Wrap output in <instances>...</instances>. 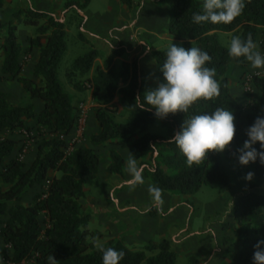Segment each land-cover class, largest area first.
<instances>
[{"label":"trees","instance_id":"16d2710c","mask_svg":"<svg viewBox=\"0 0 264 264\" xmlns=\"http://www.w3.org/2000/svg\"><path fill=\"white\" fill-rule=\"evenodd\" d=\"M117 1L127 8L132 4V0ZM88 2L67 0L63 3V9L82 10ZM158 3L167 7V35L179 41L182 47L188 49L194 45L211 57L205 66L215 69V79L220 85L219 96L212 100H198L187 113L177 112L164 119L157 118L155 109L141 108V105L144 108L149 106L144 101L136 61L121 63L120 70L110 65L112 59L121 57L125 52L118 44L110 50L103 68H96L87 80L91 90L90 99L95 108L94 118L99 127V132L90 136L89 140L93 145L110 142L120 148L128 144L132 152L146 154L150 164L144 166L143 176L148 178L152 186L162 189V193L190 196L201 186L228 192L230 181L220 152H210L203 163L189 167L186 158L169 140L180 131L184 120L198 114H211L216 108L232 111L234 122L241 118V109L227 90L225 69L228 64H235L242 69L249 62L244 57H231L228 48L234 36L246 40L251 35L253 42L258 35L264 38V29L258 31L259 27H264V0H244L242 14L229 24L194 23L193 14L202 12L203 0H158ZM2 5L3 0H0V9ZM11 17L16 22L35 27L30 46H41L39 38L47 33L33 66L32 75L37 79L36 83L19 77L20 48L14 34L15 25L11 20L0 22V73L16 79L31 99H38L42 103V108L35 114L31 105L13 106L8 102L7 95L0 92V133L4 130H27L24 121L34 119L52 137L37 142L35 157L26 170H23V164L18 159L5 162L14 141L0 137V181L7 185L5 189L0 188V215L7 216L4 222H0V239L3 242L0 264H19L28 259L32 260V264H52L51 257L56 260V264H102V252L92 243L86 227L88 216L80 212L79 205L83 186L90 184L97 173V157L91 149L86 148L64 153V143L59 138L73 127L75 118V108L71 106L69 96L62 90L56 76L57 64L65 49L63 24L48 13L31 9L17 10ZM40 21L42 24L39 25ZM217 33L230 34L227 47L220 44ZM78 37L81 39L80 34ZM96 56V52L91 49L72 62L66 76L75 91L81 92L85 88L71 82L70 78L86 77ZM150 58L155 66V78L164 81L161 68L166 59V50H154ZM119 80L124 83L121 88L117 87ZM251 84L259 94L257 107L243 118L246 131L235 126V137L230 143L237 164V150L248 139L247 129L257 117H264V75L252 76ZM115 95L118 96L121 110L128 115L124 122H115L114 110H110ZM138 96L140 98L136 100ZM246 98L250 99L249 94H246ZM156 119L165 127L164 137L145 132L147 126ZM253 147L258 152L264 151L259 142ZM108 156L109 164L105 173L121 175V158L112 150ZM239 166L246 175L252 172L253 177L250 181L245 179L241 194L232 205V223L222 224L221 229L229 230L232 235V239L223 240V243L228 242L229 247L234 248L229 264H253L254 245L264 240V196L254 192L264 187V164L257 158L255 162ZM48 171H56L60 175L48 180L45 192L35 194L28 206L14 205L28 188L45 181ZM39 214H43L49 224L42 236L37 221ZM147 214L154 216L155 210L150 208ZM102 246L124 253L119 264H174L175 260L165 239L143 247L145 252L152 253L148 257L142 251L128 249L120 240H111ZM196 263L193 257H188L187 264Z\"/></svg>","mask_w":264,"mask_h":264},{"label":"crops","instance_id":"0c3cea01","mask_svg":"<svg viewBox=\"0 0 264 264\" xmlns=\"http://www.w3.org/2000/svg\"><path fill=\"white\" fill-rule=\"evenodd\" d=\"M65 1L67 0H33L32 2L31 0H9L10 4L2 5L0 9V22L5 23L7 20H11L15 25L14 34L16 37V42L20 48L18 61L21 64V69L19 72V77L31 79L38 83L37 79L33 77L32 71L33 66L38 59L41 46H43L45 42L47 33L40 36L39 38V43L41 46H30L29 41L34 36L35 27H33V31L31 32L22 29L19 30L17 27L19 22H16L15 19L11 17V15L20 9L44 11L52 17H55L57 14H59V16H63L61 23L63 24L64 32H66V28L64 26V17L68 11L63 9V3ZM90 1L91 0H89L86 7L82 10H74L82 18L80 30L83 33V36L87 38H94L96 40V42L93 44L94 47L103 49L105 51L106 58L109 56L110 50L115 48V46L118 44L124 48L127 54L134 47L133 45L135 42H137L139 45L138 49L143 47L146 48L143 52L132 54L135 56L139 55L137 62L138 78L141 83V87L145 92V88L148 83L158 81L154 75L155 66L149 56L150 53L155 49L148 47L147 42H149V40L169 42L171 39L166 33L167 7L159 4L158 0H139V3H137L136 0H132V4L128 9L123 5L122 8L119 6L115 7V9H117L116 12L120 13L121 11V15L116 17L115 23L112 27H106L104 31L94 28L96 29V31H94L93 27H95V24H93L91 20L96 13L88 10V7L91 3ZM42 3H44L46 7H43ZM60 3H62V5ZM263 29L264 27H259L258 31ZM223 35H226L225 37H227V35L230 34L217 33L218 39L223 38ZM106 39L110 40L108 41ZM262 40L263 38L258 35L254 42L257 45L256 50L260 51V53H262V51L259 45L261 44ZM148 56L151 60H149ZM120 59L121 57L112 59L110 65H113L115 61H120ZM121 61L128 63L127 60L121 59ZM103 63L104 60L102 57H98L97 55L93 60L89 70V79L92 77L96 68H103ZM255 69L257 68H253L250 62L245 68L242 69L235 64H228L225 69L228 93L241 109V118L237 122L241 123L240 129L242 131H246V126L243 119L244 116L252 113L256 109L258 103L259 94L252 86L251 77L249 76V74L255 71ZM243 77L249 78L248 94L250 99L246 98V94L243 92L241 87V79ZM70 88L72 87L70 86ZM143 91L142 93L144 94ZM0 92L7 95L8 102L13 106L24 107L26 105H31L32 111L35 114H38L42 108V103L38 99H31L29 95L23 91L16 79H11L7 75H2L1 73ZM75 92L78 94V96H83V94L86 93L85 97H79L75 103V106L76 104L77 106L82 104L84 107L85 127L80 136H77L74 129L71 128L68 133L59 137L64 143L63 151L70 152L78 148L91 149L97 157V173L95 175V179L100 177L103 179V181H110L109 184L103 188L104 199L101 201L94 200L93 198L89 197L90 184L83 186V197L79 200L80 212L87 214L88 216L86 227L91 235V238L94 240V244L103 245L111 240H120L126 247L134 249L137 246H145V244L147 245L148 237L152 234H157L159 241L162 239L168 241L171 251L173 249L185 246L187 256L193 257L197 262L196 264H229L234 251L226 253L225 251L229 243H223V240L232 239V235L229 230H222L221 225L225 223H232V205L238 196L234 200L228 201L226 195L230 192H226L224 193L225 197L218 199L217 202H213L211 206L208 205L206 216L207 221L209 220L208 217L212 215L213 210H222L223 208L227 207L228 211L226 212L225 218L222 220L221 225L210 224V222H208L206 223V229L200 230L199 233L191 232L188 234L187 228H183L184 221L186 219L187 213L189 212L185 203V197H187L185 195H170L163 193L164 195L162 194L161 201L159 202H152L155 199L153 197L151 204L157 207L156 214L153 217H150L145 213L147 210L146 206L141 208L140 213L131 211L133 209L128 206L127 201V196L130 195V193L129 191L125 190L126 188L124 186H119L121 184H129V181L132 179L131 175L126 170L128 167L127 161L130 158H134L136 160L137 167L143 171L144 166L150 164L148 156L143 153L132 152L128 144L122 148L110 142L97 145L91 144L89 140L90 136L96 135L99 132L98 124L94 118V104L90 99L91 90L86 89L82 92ZM117 101L118 96L115 95L113 97V101H111V105H115L117 107L116 110L118 115H125ZM75 114L76 110L74 111V115ZM115 117L117 118L116 115ZM237 122H235V125ZM24 125L27 130H4L0 133V137L14 141L11 153L5 162L10 159H18V161L23 164V170H26L31 165L35 157L37 142L42 138H50L52 135L49 134L45 128L37 125L34 119L25 120ZM42 131L46 132V135L43 137L39 133L36 134L37 132ZM37 135H39V137H37ZM163 136H165V134ZM227 149L230 157L233 158L232 146L229 145ZM110 150L114 151L122 160L121 175H108L105 173V168L109 164L108 155ZM220 153L222 155V163L224 167H226L223 152ZM236 165L239 164L236 163ZM59 175V172L48 171L46 174V180L40 185H34L28 188L20 195L19 200L15 202L14 205H30L31 199L35 194L45 192L48 180L52 177H58ZM142 177L143 183H140L139 187H141V189L138 187V190L143 191L144 189L146 191L147 189L149 192V186L151 183L147 177L143 176V173ZM245 177V174H243V179L240 181V183L238 180H235V183L237 185L243 184ZM115 184H117V191L115 194H111V189ZM6 187L7 185L1 183L0 181V188L5 189ZM233 189V186H231L230 191ZM137 192L141 191H136L135 193ZM254 192L257 193L256 191ZM124 206H126V208ZM160 212L163 214L162 216L159 215ZM6 218V215H0V222H4ZM41 219H44L45 221L44 228H48L49 224L43 214H39L37 216L39 225ZM91 222L93 226L89 229V223ZM95 224H101L102 227L96 228L94 226ZM41 230H43V228ZM2 246L3 242L0 239V247ZM215 246L220 248L219 252H216V249H214ZM19 264H32V260H24Z\"/></svg>","mask_w":264,"mask_h":264},{"label":"clouds","instance_id":"9594fccd","mask_svg":"<svg viewBox=\"0 0 264 264\" xmlns=\"http://www.w3.org/2000/svg\"><path fill=\"white\" fill-rule=\"evenodd\" d=\"M244 0H203L201 13L193 14L194 23L211 22L213 24H229L242 14ZM257 45L251 35L246 40L239 36L231 39L228 53L231 57H244L253 68H264V56L256 50ZM211 57L198 47L188 49L173 43L166 50V59L162 65L164 83L158 84L154 90L146 91L144 101L149 106L142 109H155V116L166 118L177 112L187 113L198 100H212L219 96L220 85L215 79V69L206 67ZM140 96L137 97L138 100ZM235 117L232 111L216 108L215 111L198 114L184 120L177 133L169 140L174 143L186 158L189 167L203 163L210 152H223L235 137ZM248 139L244 141L238 152L240 165H248L257 158L264 164V151L258 152L253 145L259 142L264 149V117H257L252 126L247 129ZM127 171L132 179L129 184L143 183L142 170L137 167L136 160L127 161ZM253 173H247L245 179L251 180ZM149 192L156 201H161L162 189L149 186ZM264 240L254 245L253 264H264ZM102 252V264H119L124 253L114 248H104L96 245ZM52 264L56 260L51 257Z\"/></svg>","mask_w":264,"mask_h":264},{"label":"rangeland","instance_id":"374dc122","mask_svg":"<svg viewBox=\"0 0 264 264\" xmlns=\"http://www.w3.org/2000/svg\"><path fill=\"white\" fill-rule=\"evenodd\" d=\"M32 1L33 0H31V2ZM90 2L91 3H90V6L88 7V10H90L91 12H95L97 14V16L95 14L91 20L92 23L95 24L94 25L95 27H93V29L97 28L100 31H104V29L106 27H112L113 24L115 23L116 17L121 15V11L119 13V12H116L117 9H115V7H118V6L122 8V5L119 2H117V0H91ZM136 2L139 3V0H136ZM62 3H60V4L62 5ZM3 4L8 5V4H10V2H9V0H4ZM57 5H58V3H57ZM42 6L46 7V5L44 3H42ZM20 10H23V9H20ZM41 12H44V11H41ZM54 18L57 20H60L59 22H61L63 20V16H59V14H57V16H55ZM81 21H82V18L74 10H69L67 12V14L65 15V17H64V26L66 28L65 38H64L65 49H64L63 54L60 57V60L57 64V68H56L57 80H58L62 90L66 94H68L69 99H70V103L72 106H74L73 108H75V110H76V106H77V104L75 106L76 101L79 99V97L80 98L85 97L86 93H84L83 96H78V94L72 88H70L71 84H70L69 80L67 79L66 73L70 69L72 62L77 57L82 56L83 54H85L87 51H89L91 49L96 52V55H98V57H102L103 60H105V58H106L105 51L103 49L94 47L93 44H94V42H96V40L94 38H91V37L87 38V37L83 36V33L80 30ZM38 24L40 25V24H42V22L40 21V22H38ZM17 25H18L17 27L19 30L22 29V30L30 31V32L33 31V26L25 25L22 22H19ZM94 31H96V29H94ZM79 34L81 35V39L78 37ZM223 36H224L223 38H220L218 40H219L221 45H223L224 47H227L229 45V35H227V37H225L226 35H223ZM106 40L109 41L110 39H106ZM172 43L176 46H181L179 41H175L173 39H170L169 42H163L160 40H157V41H154V40L150 41L149 40V42H147V45L151 49L167 50L169 45ZM133 46L134 47L129 51L128 54L125 51L121 55V59L127 60L128 63L121 61V59H120V61H115L113 63L114 68L116 70L121 69V66H120L121 63L130 64L132 60H135L137 63L139 55L135 56L132 54H136L137 52H143L146 49L144 47L138 49L139 45L137 44V42H135V44ZM259 46H260V49L262 51L261 55L264 56V38H263V40ZM115 47H117V45ZM149 56H148V58H149ZM149 60H151V59L149 58ZM254 75L263 76L264 75V68L255 69V71H253L251 74H249L250 77H252ZM88 76H89V71H88L86 77L79 78L77 76H73L70 79H71V82H76V83L80 84L86 90V89H89L88 88L89 82L87 81L89 79ZM160 83H164V81H157V82L155 81V82L148 83L146 85L145 92L148 90H154L158 86V84H160ZM123 86H124L123 81L119 80L117 87L121 88ZM241 87L243 89V92L245 94H248V91L244 89L242 84H241ZM141 89L143 91L142 87H141ZM116 108L117 107L115 105H111V107H110V110H114V113L117 116V118L114 116V121L115 122H124L125 120H127L128 115L127 114L118 115ZM235 126L240 128L241 123L237 122ZM146 132L148 134L158 135V136L159 135L163 136L164 134L166 135L165 127L161 125V123L158 119L154 120L150 125L147 126ZM38 133L42 137L44 135H46L45 131L37 132L36 134H38ZM37 137H39V135H37ZM223 156L225 159V166H226L225 170H226L227 176H228L229 181H230V190H231V186H233V188H234L232 191L229 190L228 192H230V193L226 195L228 201H231V200H234L237 196H239L241 194L240 189H241L242 184L237 185L235 183V180L236 181L238 180V182L240 183V181L243 179V174H245V171L242 170L239 165H236V162L234 161V159L230 157V154H229L227 148L223 151ZM245 176H246V174H245ZM109 182L110 181H103V179L100 177H98L96 179L94 178L93 181L89 185V197L93 198L94 200H98V201L99 200L101 201L102 199H104V189L103 188L107 184H109ZM122 186H124L126 188L125 190L129 191V193H130V195L127 196L128 197L127 201H128V206H130L133 209L131 211H134L136 213H140L141 208L146 206L147 210H149L150 208L154 209L155 214H156L157 207L153 206L151 203L154 201L155 202H157V201L154 199L151 202L153 195L150 194L147 189H146V191L144 189H143V191L138 190L139 188L141 189V187H139L140 183H136L134 186H132L130 184H125V185L121 184L119 187H122ZM116 191H117V184H115L114 187H112L110 193L115 194ZM136 191H141V192L135 193ZM254 191H256L258 194H261L264 196V187H261L259 189H255ZM224 193H226V192H220L216 189H212V188H209L207 186H201L193 195L185 197V200H186L185 203H186V206H187L189 212L187 213L186 219H185L184 224H183V228H185V229L187 228L188 234H190L191 232L199 233L200 230H205L206 229V223H208V222H210V224L221 225V222H222V220H224L226 212L228 211L227 207L223 208L222 210H219V209L213 210L212 215H210V217H208V219H209L208 221H207L206 216H207V206L208 205L211 206L213 204V202H217L218 199L225 197ZM124 207L126 208V206H124ZM147 210L145 211L146 214H147ZM263 212H264V205H263ZM159 215L162 216L163 214L160 212ZM150 217H153V216H150ZM44 226H45V221H44V219H41L40 227H41V229L43 228V230H41V236H42L43 231L45 229ZM92 226H93L92 222L89 223V229L92 228ZM94 226L96 228L102 227L101 224H95ZM91 240H92V243L94 244V240L92 238H91ZM158 241H159L158 235L152 234L148 237L147 244L148 243L156 244V243H158ZM94 245L96 246V244H94ZM143 247L144 246L141 245V246H137L134 249H131L128 247L127 248L132 250V251H142V252H144L145 257L152 255V253L145 252ZM214 249H216V252H219L220 248H218V246H215ZM172 251L175 255L174 264H187L188 256H187L186 251H185V246L173 249ZM231 251H234V248H230L228 245L225 252L229 253Z\"/></svg>","mask_w":264,"mask_h":264},{"label":"built area","instance_id":"2783aa9c","mask_svg":"<svg viewBox=\"0 0 264 264\" xmlns=\"http://www.w3.org/2000/svg\"><path fill=\"white\" fill-rule=\"evenodd\" d=\"M248 82L249 78L248 77H243L241 79V84L244 87L245 90L248 91ZM85 127V113H84V107L82 104H79L76 108V114L73 122V129L77 136H80L84 130ZM64 153H69V152H64Z\"/></svg>","mask_w":264,"mask_h":264},{"label":"water","instance_id":"95a60500","mask_svg":"<svg viewBox=\"0 0 264 264\" xmlns=\"http://www.w3.org/2000/svg\"><path fill=\"white\" fill-rule=\"evenodd\" d=\"M154 156H155V153H154Z\"/></svg>","mask_w":264,"mask_h":264}]
</instances>
